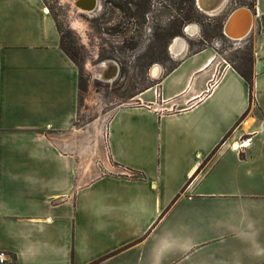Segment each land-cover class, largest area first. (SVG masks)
<instances>
[{
	"label": "crops",
	"instance_id": "crops-1",
	"mask_svg": "<svg viewBox=\"0 0 264 264\" xmlns=\"http://www.w3.org/2000/svg\"><path fill=\"white\" fill-rule=\"evenodd\" d=\"M254 7L264 17V0ZM254 54L252 102L206 47L135 105L82 122L80 71L50 12L0 0L4 264H263L264 50Z\"/></svg>",
	"mask_w": 264,
	"mask_h": 264
},
{
	"label": "rangeland",
	"instance_id": "rangeland-1",
	"mask_svg": "<svg viewBox=\"0 0 264 264\" xmlns=\"http://www.w3.org/2000/svg\"><path fill=\"white\" fill-rule=\"evenodd\" d=\"M74 1L41 0L57 23L63 47L78 65L82 122L106 119L118 107L135 105L132 96L156 84L150 75L154 65L166 73L180 57L213 47L219 59L242 68L240 58H254L255 52L264 50V17L254 16L253 29L244 40L232 41L223 34L229 13L238 7L254 11L255 0H224L219 6L223 10L213 15L199 10L194 0L195 14L188 22L183 21L187 0H151L144 9L138 8L140 0H98L89 14H80L86 12L74 7ZM74 22L81 24L80 30L73 28ZM188 27L194 29L190 35L185 34ZM177 32L180 34L175 36ZM176 37L186 44L177 57L169 51ZM103 60L117 66L112 83L95 80L86 66ZM243 140L240 137L230 143ZM110 174H117V169Z\"/></svg>",
	"mask_w": 264,
	"mask_h": 264
},
{
	"label": "bare ground",
	"instance_id": "bare-ground-1",
	"mask_svg": "<svg viewBox=\"0 0 264 264\" xmlns=\"http://www.w3.org/2000/svg\"><path fill=\"white\" fill-rule=\"evenodd\" d=\"M224 0H197L198 6L201 10H204L208 14H215L220 12L219 6L223 4ZM74 3V2H73ZM72 3V4H73ZM98 0H79L74 3L81 11L80 14H88V12H93L96 9ZM247 7H238L232 10L227 16L224 23V33L229 40L241 41L248 37L253 29L254 15L252 11ZM74 29L80 30L81 24L78 22L72 23ZM194 31L193 27H188L185 29V34L190 35ZM186 47L184 40L180 37H176L171 43L169 51L174 56H180L182 51ZM107 60V59H106ZM87 68L91 69L94 75V79L103 83H112L115 80L117 74V66L112 61H102L98 62L94 66L86 64ZM155 67L151 70V75L154 78L160 79L162 77L163 70L159 65H154ZM119 72V70H118ZM248 141L241 142L240 145H246ZM238 142H234V149L238 148Z\"/></svg>",
	"mask_w": 264,
	"mask_h": 264
},
{
	"label": "trees",
	"instance_id": "trees-1",
	"mask_svg": "<svg viewBox=\"0 0 264 264\" xmlns=\"http://www.w3.org/2000/svg\"><path fill=\"white\" fill-rule=\"evenodd\" d=\"M150 2H151V0H140L139 4H138V8H140V9L146 8L148 5H150ZM187 2L189 3V5H188V7L185 10L184 18H183V21H185V22L190 21L194 17V14H195L194 11H193V6H194L193 2H194V0H187ZM254 8L255 7L253 6V10H254ZM56 26H57V23H56ZM57 28H58V26H57ZM58 31L60 33L59 28H58ZM179 34H180V32L179 33L177 32L174 35L177 36ZM60 35H61V33H60ZM61 48L64 51V53L75 63L73 57L67 52L65 47H63L62 41H61ZM240 60L243 63L242 68H240L239 66H235V65H231V66L247 82V84L249 86L250 102H252V88H253L252 66H253L254 58L252 56L250 58H247L246 56H243L242 58H240ZM175 65L176 64H174L171 68H174ZM170 69H168V70H170ZM79 86H80V81H79ZM79 89H80V87H79ZM136 95H134V96H136ZM134 96H132V97H134Z\"/></svg>",
	"mask_w": 264,
	"mask_h": 264
},
{
	"label": "built area",
	"instance_id": "built-area-1",
	"mask_svg": "<svg viewBox=\"0 0 264 264\" xmlns=\"http://www.w3.org/2000/svg\"><path fill=\"white\" fill-rule=\"evenodd\" d=\"M254 14H255V17L257 18V17H259L258 15H257V13H255L254 12ZM225 36V35H224ZM226 37V36H225ZM227 66H228V64H226ZM152 79H154L153 77H151ZM6 262V258H5V256L3 255V254H0V264H4Z\"/></svg>",
	"mask_w": 264,
	"mask_h": 264
},
{
	"label": "water",
	"instance_id": "water-1",
	"mask_svg": "<svg viewBox=\"0 0 264 264\" xmlns=\"http://www.w3.org/2000/svg\"><path fill=\"white\" fill-rule=\"evenodd\" d=\"M78 2V1H77ZM196 2V6H197V8L199 9V10H201L200 8H199V6H198V3H197V0L195 1ZM76 8H77V6H75ZM202 11V10H201ZM252 14L255 16V14L252 12ZM223 34L225 35V33H224V27H223ZM226 36V35H225ZM227 37V36H226ZM153 67H155V66H153ZM152 67V68H153ZM152 68H151V70H152ZM151 70H150V72H151ZM150 75H151V73H150ZM151 77H152V75H151ZM154 78V77H153ZM157 78V77H156Z\"/></svg>",
	"mask_w": 264,
	"mask_h": 264
},
{
	"label": "flooded vegetation",
	"instance_id": "flooded-vegetation-1",
	"mask_svg": "<svg viewBox=\"0 0 264 264\" xmlns=\"http://www.w3.org/2000/svg\"><path fill=\"white\" fill-rule=\"evenodd\" d=\"M77 1H79V0H75L74 3H76ZM74 3H73V5H74ZM97 5H98V4H97ZM97 5H96V8H97ZM74 7H75V6H74ZM80 13H81V12H80ZM89 13H91V12H88V14H89Z\"/></svg>",
	"mask_w": 264,
	"mask_h": 264
}]
</instances>
